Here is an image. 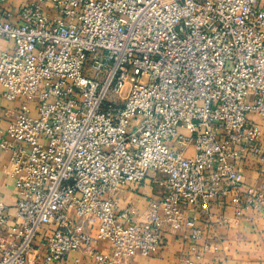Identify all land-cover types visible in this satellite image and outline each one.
Instances as JSON below:
<instances>
[{"label":"built area","instance_id":"built-area-1","mask_svg":"<svg viewBox=\"0 0 264 264\" xmlns=\"http://www.w3.org/2000/svg\"><path fill=\"white\" fill-rule=\"evenodd\" d=\"M25 1L18 20L0 10V121L1 101L20 103L0 128L20 196L0 264H124L166 228L202 239L218 199L238 219L264 212V186L237 168L264 163L249 119H264V0ZM149 178L158 198L121 208Z\"/></svg>","mask_w":264,"mask_h":264},{"label":"crops","instance_id":"crops-1","mask_svg":"<svg viewBox=\"0 0 264 264\" xmlns=\"http://www.w3.org/2000/svg\"><path fill=\"white\" fill-rule=\"evenodd\" d=\"M25 3V0H9L6 6L0 5V10H9L13 19L18 20L20 8ZM1 105L7 117L0 121V128L6 129L8 123L16 117L20 103L1 101ZM249 119L260 126L264 142V119L254 115H249ZM186 155L194 156V149L189 148ZM260 160L258 155L249 154L237 167L246 185L250 187L264 186V163ZM161 189L149 178L142 184L129 185L120 191L118 203L121 208H134L141 215L148 203L158 198ZM19 200L20 196L9 173V153L0 150V203L6 207L7 220L5 225L0 226L1 238L5 237L15 221ZM212 215L211 222L201 216L199 225L204 234L199 241L193 242L186 237L185 232L176 234L166 228L162 246L155 254L148 258L136 256L124 264H264V212L251 211L238 219L234 208L218 199L212 203ZM222 218H226L227 222H223ZM100 251L107 254L108 246L103 245ZM56 264L96 263L93 257L83 252H73L64 262Z\"/></svg>","mask_w":264,"mask_h":264}]
</instances>
